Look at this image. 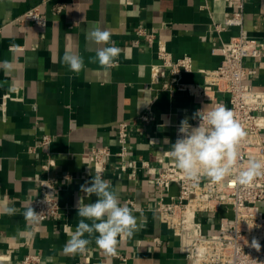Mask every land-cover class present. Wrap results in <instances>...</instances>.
I'll use <instances>...</instances> for the list:
<instances>
[{
	"label": "crops",
	"instance_id": "obj_1",
	"mask_svg": "<svg viewBox=\"0 0 264 264\" xmlns=\"http://www.w3.org/2000/svg\"><path fill=\"white\" fill-rule=\"evenodd\" d=\"M58 3L65 9L54 15ZM38 6L48 18L46 28L13 23ZM228 15L225 0H48L45 4L0 0V62L14 66L11 75L0 69V202L6 199L17 210L15 215H0V264L28 254L40 255V264H188L178 238L154 211L153 182L160 159L171 148L168 140L175 143V125L189 121L211 102L186 92L162 91L160 85L151 88L150 68L159 62L157 45H136L135 31L144 27L169 37L168 51L175 60L186 55L193 59L194 70L184 74L183 81L203 85L201 71L216 69L222 60L213 49L240 34L236 27L220 34L215 30ZM96 27L110 30L108 46L121 50L109 69L90 62L99 46L88 33ZM244 29L264 42V0L247 2ZM69 48L84 58L85 70L79 74L63 62ZM246 65L257 68L252 84L264 90V63L249 60ZM147 108L156 117L150 126L138 121ZM123 121L132 123L131 143L149 167L135 183L118 169L120 161L113 157L104 179L132 209L137 228L118 244L115 256H105L94 240L84 253L65 255L63 246L69 239L65 228L74 231L80 219L77 200L97 199L81 191L98 170L85 154L94 146H107L116 153L118 125ZM43 135L52 138L49 150L56 158L54 173L63 209L60 217L36 226L28 224L23 213L39 192L36 179L46 155L30 149ZM177 192L173 186L172 193Z\"/></svg>",
	"mask_w": 264,
	"mask_h": 264
},
{
	"label": "built area",
	"instance_id": "obj_2",
	"mask_svg": "<svg viewBox=\"0 0 264 264\" xmlns=\"http://www.w3.org/2000/svg\"><path fill=\"white\" fill-rule=\"evenodd\" d=\"M48 0H43L45 4ZM229 15L223 23L215 24L218 34L229 29L239 28L240 34L219 48L213 54L221 57L216 69L202 70L204 84L186 83L183 76L194 70L193 59L184 56L175 60L168 51L169 37L157 34L154 30L139 27L135 31L136 45L145 43L157 45L159 62L151 65L149 86L160 85V90L186 92L192 96L211 102L205 110L222 104L232 110L241 124L245 135L238 145L236 172L247 167L250 159L264 161V90L252 84L258 74L256 67H248L246 61L264 63V42L252 38L244 29L246 5L249 0H225ZM65 5L58 3L53 14H61ZM24 26L32 23L43 29L48 25L47 16L40 7L29 9L16 18L13 23ZM222 95L224 99L218 98ZM200 110V109H199ZM156 120L153 111L147 108L139 115L138 121L145 126ZM198 126V119L188 121ZM180 123L175 125V141L178 138ZM134 132L130 121L118 125L115 153L107 146H94L86 152L87 158L100 171L103 178L107 171L108 160L117 158L119 170L135 183L140 181L141 171L149 167L136 153L131 143ZM52 138L43 135L38 145L31 148L32 153L42 150L46 158L41 164V174L36 179L39 192L32 200V207L39 213V226L49 219L61 216L59 200L61 187L55 176L56 158L49 150ZM154 145L155 139H150ZM168 152V151H167ZM167 152L156 167L157 175L153 185L157 192L155 208L160 220L179 240V250L188 264H264V175L254 178L248 187L239 185L236 172L221 183H211L207 178L192 182L185 178ZM173 186L178 192L172 193ZM260 244L257 251L252 241ZM41 256L28 254L20 261L8 264H40Z\"/></svg>",
	"mask_w": 264,
	"mask_h": 264
},
{
	"label": "clouds",
	"instance_id": "obj_3",
	"mask_svg": "<svg viewBox=\"0 0 264 264\" xmlns=\"http://www.w3.org/2000/svg\"><path fill=\"white\" fill-rule=\"evenodd\" d=\"M110 37V30L101 27L88 33V38L99 46L90 62L98 63L101 69L111 68L121 52L118 47L108 46ZM63 62L71 72L79 74L85 70L84 58L71 48L66 49ZM13 68V63L7 60L0 62V69L6 75H11ZM193 118L198 119V126L193 127L186 119L182 120L175 143L166 138L171 144L167 155L189 181L199 182L207 178L211 183H221L236 172L238 145L245 132L233 111L222 104L207 110L200 109ZM262 175L264 161L250 159L245 169L236 172L235 179L239 185L248 187L254 178ZM81 191L97 199L92 203H84L82 198L77 200V216L80 219L74 231L65 228L69 239L63 246V253H84L94 240L105 256H115L118 244L131 237L137 228L132 209L121 202L119 192L102 177L99 170L90 182L81 185ZM16 212L6 199L0 202V215L11 216ZM23 215L30 225L40 223L39 213L33 207H28ZM251 246L257 251L260 249L256 240Z\"/></svg>",
	"mask_w": 264,
	"mask_h": 264
}]
</instances>
